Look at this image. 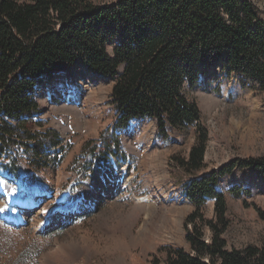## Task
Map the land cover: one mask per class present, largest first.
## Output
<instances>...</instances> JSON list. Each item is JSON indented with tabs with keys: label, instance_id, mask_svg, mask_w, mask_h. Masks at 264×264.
Wrapping results in <instances>:
<instances>
[{
	"label": "trees",
	"instance_id": "trees-1",
	"mask_svg": "<svg viewBox=\"0 0 264 264\" xmlns=\"http://www.w3.org/2000/svg\"><path fill=\"white\" fill-rule=\"evenodd\" d=\"M77 65L115 80L108 101L115 109L113 135L92 149L100 165L122 154L120 133L137 119L155 120L162 139L171 130L194 131L187 157H171L173 170L188 178L181 196L195 207L185 220L190 250L163 248L166 264H264V246L227 249L228 204L219 189L240 171L264 182V157L233 159L204 173L210 133L186 95L212 69L264 93V19L253 1L0 0V173L16 177L26 166L34 172L61 166L64 140L39 120L36 90L43 77ZM82 167L88 177L93 165ZM230 192L251 196L249 189ZM212 200L208 220L201 210ZM246 206L264 221L261 208Z\"/></svg>",
	"mask_w": 264,
	"mask_h": 264
},
{
	"label": "rangeland",
	"instance_id": "rangeland-1",
	"mask_svg": "<svg viewBox=\"0 0 264 264\" xmlns=\"http://www.w3.org/2000/svg\"><path fill=\"white\" fill-rule=\"evenodd\" d=\"M252 1L264 19V0ZM114 83L78 65L38 83L39 120L63 137L62 164L37 172L26 166L16 177L0 173V264H166L163 248L190 250L185 220L195 207L181 196L188 178L173 170L171 157H187L194 131L171 130L162 139L155 120L137 119L120 133L122 154L112 161L122 165L101 167L92 149L113 135ZM246 85L212 69L186 91L210 133L204 173L233 159L264 157V93ZM84 164L93 165L88 177ZM219 187L228 204L227 249L264 246V221L246 206L264 211L263 180L240 171ZM240 188L251 196L230 192ZM214 205L201 210L208 220Z\"/></svg>",
	"mask_w": 264,
	"mask_h": 264
},
{
	"label": "bare ground",
	"instance_id": "bare-ground-1",
	"mask_svg": "<svg viewBox=\"0 0 264 264\" xmlns=\"http://www.w3.org/2000/svg\"><path fill=\"white\" fill-rule=\"evenodd\" d=\"M102 184L104 185L105 188H107L108 185H107L106 183H102ZM28 206H30V204H29ZM28 206H27V207H28ZM145 232H146V231H145ZM146 233H147V232H146ZM146 233H145V234H146ZM71 249H72V248H71ZM73 249H74V248H73ZM78 251H79V250H77V248H76V250H75V254H76Z\"/></svg>",
	"mask_w": 264,
	"mask_h": 264
}]
</instances>
